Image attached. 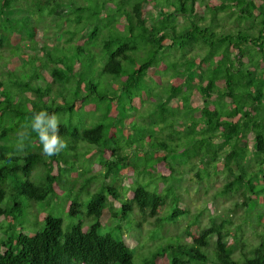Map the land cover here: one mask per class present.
Returning a JSON list of instances; mask_svg holds the SVG:
<instances>
[{
	"label": "trees",
	"instance_id": "1",
	"mask_svg": "<svg viewBox=\"0 0 264 264\" xmlns=\"http://www.w3.org/2000/svg\"><path fill=\"white\" fill-rule=\"evenodd\" d=\"M41 109L59 116L69 147L45 157L33 135L29 154L7 161ZM195 162L199 181L226 175L215 194L235 201L230 213L254 211L203 226L171 185ZM70 170L67 213L84 218L63 230L47 213L27 232L19 199L64 193ZM181 216L189 239L171 228ZM0 221V264H264V0H0ZM122 223L150 226L139 263Z\"/></svg>",
	"mask_w": 264,
	"mask_h": 264
},
{
	"label": "rangeland",
	"instance_id": "2",
	"mask_svg": "<svg viewBox=\"0 0 264 264\" xmlns=\"http://www.w3.org/2000/svg\"><path fill=\"white\" fill-rule=\"evenodd\" d=\"M65 2V1H64ZM23 14V11L20 9H14L12 16L17 17ZM174 21L181 25L184 23V19L182 17H175ZM39 31L42 32L44 26L40 25L39 27ZM44 37V35H43ZM27 46V45H26ZM158 100H162V98L158 97ZM171 104H174L176 106L179 105V102H171ZM148 105V104H147ZM146 107H142L143 110H145L146 108H150L149 114L151 115L153 108L151 106H147ZM90 112V113H89ZM175 113H180L182 114V111H178L176 109H174ZM150 115H148L146 117V120L149 121L150 120ZM93 113L89 110L86 109L85 111L83 110H79L78 113H74V120L76 123H81L84 124L86 123V119L87 118H92ZM154 116V114H153ZM153 119V118H152ZM151 119V120H152ZM91 120H88V122H90ZM68 124H70V122H68ZM180 129L183 131V133H185V131L187 130V125H180ZM201 126V124H200ZM199 126V128H200ZM221 143V140L219 139V141H217V143H215V146L218 147L219 144ZM229 147L228 145H225L223 147V150H227ZM222 151H220V154L218 156V158H222ZM131 156H143V153L138 152V151H132ZM97 156V152H89L88 153V161H93L94 159H96ZM169 160L177 163L180 160H182V154L177 153L175 156H171L169 155ZM199 164L197 162H195L194 166H186L183 165L181 168L183 170V174L181 178H178L176 180H174L173 182H171L172 188L174 189V191H176L178 193V195L181 196L182 200L184 203H187L189 205V208L191 210L197 211L195 213H201L200 216H198V219H200L202 221V225L203 226H208L209 222H210V218H213L216 221H220L222 218L227 219V220H231L234 223H239L241 222V218H240V211L242 212V210L247 211L248 213H251L254 211L255 207L253 206H242L239 205L241 209H239L240 211H238V214H234V213H230V208H232L233 206V202H235L234 200L230 199L228 200L225 196H222L220 194L216 195L215 192L217 190H219L221 188V184L223 182H225L226 180V175L224 174H219L217 176H211L209 178L208 181H204V180H197V178L195 177V172L198 169ZM38 168V167H37ZM36 168V169H37ZM35 169V171H36ZM76 170H74L75 173ZM72 170H70L69 172L64 173L65 176L68 177L69 182L68 184L65 186L64 185H60L61 188L63 189L64 193H59V194H52L50 195L46 201H30L27 200L25 198H20L19 200L25 205V217L24 219V223H26L28 225V227L26 225L23 224V227L26 229V231L28 232V228H29V232H35L36 229H39L42 225V219L45 216V214L47 213H52L54 215L57 216H61L63 219V230L68 229V227L72 224V223H76L79 219H83L84 215L83 214H79L75 217L70 216L67 213V205H68V201L70 200V198L74 195H71L73 193H77V188L79 183H76L74 181L75 176ZM113 175H111V177L109 179H107V183H113ZM32 179L36 180L34 178V172L32 174ZM39 180V179H38ZM134 182V178H131L129 180L123 179L122 181V185L124 186V188L129 189L132 185V183ZM62 191V190H61ZM70 192V194H69ZM87 192L84 191L83 195H81L80 200L83 201L87 198ZM237 202L239 204H241V200L240 198L237 200ZM184 216H181L180 218H178V222L176 224L171 225V228L173 230H177L179 231L180 234H185L184 232V228L187 225L186 220L183 219ZM86 219V218H85ZM84 219V220H85ZM251 219L256 221L257 217L256 214H253L251 216ZM2 222V221H0ZM116 220H112L111 223L115 224ZM6 226H2L0 228V237L2 236V230L1 229H5ZM150 228L149 225L144 224L143 227L140 228H133L130 229L129 231L127 230L126 226L122 223V229L123 232L126 236V238L128 239L129 243L131 245H135L138 246V250L140 252L137 251V249L133 248V246H130L133 249V253H134V257H135V262L139 263L145 256H148L150 252L149 249H145V245L142 248L139 244L142 240H144L143 237H145V232L148 231V229ZM248 226H246V229L248 231ZM103 231V229L101 230ZM12 230L9 231V233H11ZM15 232V231H14ZM185 238L189 239L186 235H184ZM215 236L212 239V244H214L215 242ZM231 238L228 237V241H230ZM145 244L152 247V245H154L156 243V241H152L150 239H146L145 238ZM210 264H216L215 261H212Z\"/></svg>",
	"mask_w": 264,
	"mask_h": 264
},
{
	"label": "clouds",
	"instance_id": "3",
	"mask_svg": "<svg viewBox=\"0 0 264 264\" xmlns=\"http://www.w3.org/2000/svg\"><path fill=\"white\" fill-rule=\"evenodd\" d=\"M61 120L57 114L41 109L34 111L26 122L16 130L9 144V151L5 158L11 162L18 158H25L29 154L30 142L33 135L38 139L41 154L53 157L69 147L68 142L59 134Z\"/></svg>",
	"mask_w": 264,
	"mask_h": 264
}]
</instances>
